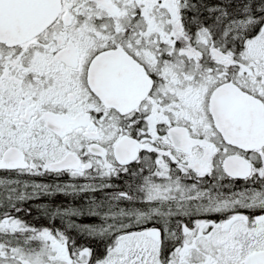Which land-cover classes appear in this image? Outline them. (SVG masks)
I'll return each instance as SVG.
<instances>
[{"label":"snow or ice","instance_id":"1","mask_svg":"<svg viewBox=\"0 0 264 264\" xmlns=\"http://www.w3.org/2000/svg\"><path fill=\"white\" fill-rule=\"evenodd\" d=\"M0 264H264V0H0Z\"/></svg>","mask_w":264,"mask_h":264},{"label":"flooded vegetation","instance_id":"2","mask_svg":"<svg viewBox=\"0 0 264 264\" xmlns=\"http://www.w3.org/2000/svg\"><path fill=\"white\" fill-rule=\"evenodd\" d=\"M65 198L64 197H62V196H58L57 198H56V200H57V202H61V201H63ZM87 222V221H86Z\"/></svg>","mask_w":264,"mask_h":264},{"label":"rangeland","instance_id":"3","mask_svg":"<svg viewBox=\"0 0 264 264\" xmlns=\"http://www.w3.org/2000/svg\"><path fill=\"white\" fill-rule=\"evenodd\" d=\"M35 214V213H34Z\"/></svg>","mask_w":264,"mask_h":264},{"label":"trees","instance_id":"4","mask_svg":"<svg viewBox=\"0 0 264 264\" xmlns=\"http://www.w3.org/2000/svg\"><path fill=\"white\" fill-rule=\"evenodd\" d=\"M35 215V214H34Z\"/></svg>","mask_w":264,"mask_h":264}]
</instances>
